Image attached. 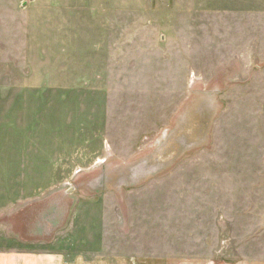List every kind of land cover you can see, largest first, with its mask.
I'll list each match as a JSON object with an SVG mask.
<instances>
[{"label":"rangeland","instance_id":"1","mask_svg":"<svg viewBox=\"0 0 264 264\" xmlns=\"http://www.w3.org/2000/svg\"><path fill=\"white\" fill-rule=\"evenodd\" d=\"M9 254L263 260L264 0H0Z\"/></svg>","mask_w":264,"mask_h":264},{"label":"crops","instance_id":"2","mask_svg":"<svg viewBox=\"0 0 264 264\" xmlns=\"http://www.w3.org/2000/svg\"><path fill=\"white\" fill-rule=\"evenodd\" d=\"M20 256L23 257V260H21L22 263H18V264H91L84 260L80 262L76 261L75 259L69 260L67 259L66 256H62L58 254L30 255V256L20 255ZM12 262H13V258L10 254L5 256H0V264H12ZM102 263L104 262L103 261L94 262V264H102ZM250 264H264V259L263 260L256 259L255 261L250 262Z\"/></svg>","mask_w":264,"mask_h":264}]
</instances>
